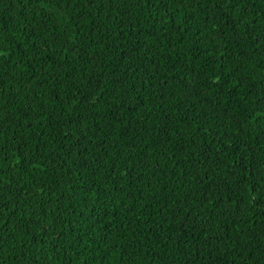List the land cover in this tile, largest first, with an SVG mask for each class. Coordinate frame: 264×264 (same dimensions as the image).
<instances>
[{
	"label": "trees",
	"instance_id": "trees-1",
	"mask_svg": "<svg viewBox=\"0 0 264 264\" xmlns=\"http://www.w3.org/2000/svg\"><path fill=\"white\" fill-rule=\"evenodd\" d=\"M0 264H264V0H0Z\"/></svg>",
	"mask_w": 264,
	"mask_h": 264
}]
</instances>
